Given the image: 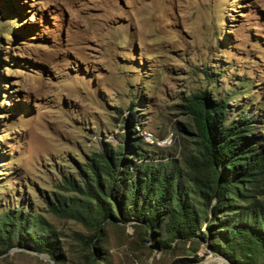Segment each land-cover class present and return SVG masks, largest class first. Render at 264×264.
<instances>
[{
  "label": "rangeland",
  "instance_id": "374dc122",
  "mask_svg": "<svg viewBox=\"0 0 264 264\" xmlns=\"http://www.w3.org/2000/svg\"><path fill=\"white\" fill-rule=\"evenodd\" d=\"M203 91L229 101L228 124L250 115L264 142V0H0V214L43 217L58 264H90L97 246V264H233L206 242L155 248L137 217L100 234L49 208L130 131L149 159L192 152L182 105ZM0 264L57 262L15 248Z\"/></svg>",
  "mask_w": 264,
  "mask_h": 264
},
{
  "label": "trees",
  "instance_id": "16d2710c",
  "mask_svg": "<svg viewBox=\"0 0 264 264\" xmlns=\"http://www.w3.org/2000/svg\"><path fill=\"white\" fill-rule=\"evenodd\" d=\"M185 101L182 108L193 122L192 152L181 160L149 159L141 137L130 131L128 144L117 149L106 144L96 152L80 180L65 177L50 211L100 234L107 222L137 217L155 248L206 242L233 264H264V142L254 120L243 113L228 124L229 101L209 91ZM56 234L43 217L22 208L2 213L0 257L19 248L58 264ZM94 249L90 264L99 261L101 247Z\"/></svg>",
  "mask_w": 264,
  "mask_h": 264
},
{
  "label": "water",
  "instance_id": "95a60500",
  "mask_svg": "<svg viewBox=\"0 0 264 264\" xmlns=\"http://www.w3.org/2000/svg\"><path fill=\"white\" fill-rule=\"evenodd\" d=\"M214 257H215V259L222 260V261H226V260H227V259L224 258V257H218V256H214Z\"/></svg>",
  "mask_w": 264,
  "mask_h": 264
},
{
  "label": "clouds",
  "instance_id": "9594fccd",
  "mask_svg": "<svg viewBox=\"0 0 264 264\" xmlns=\"http://www.w3.org/2000/svg\"><path fill=\"white\" fill-rule=\"evenodd\" d=\"M150 138H151V135H150Z\"/></svg>",
  "mask_w": 264,
  "mask_h": 264
}]
</instances>
